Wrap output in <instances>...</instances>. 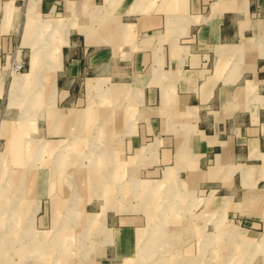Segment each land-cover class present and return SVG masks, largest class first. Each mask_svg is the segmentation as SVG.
<instances>
[{"label":"crops","instance_id":"crops-1","mask_svg":"<svg viewBox=\"0 0 264 264\" xmlns=\"http://www.w3.org/2000/svg\"><path fill=\"white\" fill-rule=\"evenodd\" d=\"M52 22L61 54L42 52L36 76V41L62 40ZM25 90L22 151L45 142L41 166L96 171L90 264H217L222 237L264 264V0H0V123ZM74 143L97 161L64 165Z\"/></svg>","mask_w":264,"mask_h":264},{"label":"rangeland","instance_id":"rangeland-1","mask_svg":"<svg viewBox=\"0 0 264 264\" xmlns=\"http://www.w3.org/2000/svg\"><path fill=\"white\" fill-rule=\"evenodd\" d=\"M80 18L81 16L77 17L78 20ZM47 30V33L50 34V26ZM59 32L62 40L61 43L59 40L57 42L61 48L66 33L64 34L63 29H60ZM44 34H46L45 29L38 31V35L41 37ZM51 44L54 43L49 40L36 41V55L38 56L36 76L39 72L42 52L47 56L46 60L49 64L48 54ZM6 71V74L11 77L10 71ZM12 74L13 77L19 75L18 73ZM38 77L36 78L35 109L33 105H23L25 99L28 98L26 96L33 94L32 90H25L22 94L23 99H25L19 101V105L9 107L8 112L6 111L3 115L4 119L11 122L4 120L0 123V136L5 137L8 146H10H4L3 140H0V162L2 161L5 166H11V168H4V164L0 163V204H7L17 209L16 212L14 211L17 213V217L9 220L11 226L7 225L9 222L0 226V264L26 262L21 252L23 250L28 251L30 247L34 248V246L35 251L33 252L36 254V259L33 264H90V261L96 258L95 247L98 237L102 238V234H98L95 226L87 228L83 218L84 213L81 211L97 210L98 187L95 184L96 175L94 174L96 171L85 168L50 169L49 164L41 166V161L52 157L46 152L41 154L49 146L45 142H40L30 153L25 154V150L22 151V145L25 144V141H21L20 134L22 131L27 133L31 126L13 123L29 118L33 114V109L36 110V118L40 119L42 124L48 122L51 109L49 90L43 88V84H40L39 87L38 80L43 81L45 76L39 77L40 79ZM11 93L12 95L17 94V90L11 88ZM75 148L76 144L74 143L72 146L65 147V153H59L63 157L64 165L76 166L81 163V165L87 166L92 160L93 162L97 161L96 154L76 153ZM22 153H24V160H22ZM58 159L55 157L52 161L56 162ZM17 160L26 163L28 169L24 165L23 169H17ZM81 175H84L85 178H82ZM86 178L91 184L84 181ZM50 179L51 183H49ZM72 181L75 184H72ZM112 190L113 187L111 186L109 190L106 189L105 191L112 193ZM0 211L3 215L1 218L5 219L4 216L7 211L4 209ZM11 212L13 213V210ZM96 215L87 213L89 224L96 220ZM66 230L71 232H66ZM82 230L86 232L81 233ZM28 237L33 238L27 240ZM220 241L218 245L221 246V249L216 251L217 264H245L248 254L249 257H251L252 252L256 254L255 251H247L246 249H226L225 246L228 241L225 242V237L220 238ZM243 253L246 258L245 256L242 258Z\"/></svg>","mask_w":264,"mask_h":264},{"label":"bare ground","instance_id":"bare-ground-1","mask_svg":"<svg viewBox=\"0 0 264 264\" xmlns=\"http://www.w3.org/2000/svg\"><path fill=\"white\" fill-rule=\"evenodd\" d=\"M52 27H55L57 30L63 29L64 34L66 33V27L61 26L60 23L58 22L57 24L55 22H52ZM51 51H52V57L55 59H58L60 57V44H58V42H55L54 44H51ZM36 53H37V48H36ZM37 56V55H36ZM50 57V56H49ZM37 58V57H36ZM33 62V61H32ZM34 65V64H33ZM37 66V65H36ZM40 70V69H39ZM12 73H19V72H12ZM17 77V75H16ZM17 79V78H16ZM10 122V121H9ZM8 133V132H7ZM6 134V133H5ZM8 138V137H7ZM24 151V150H23ZM42 151V150H40ZM1 163V162H0ZM76 175V174H75ZM85 178V177H84ZM30 180V179H29ZM51 180V179H50ZM85 181V180H84ZM50 182V181H49ZM52 182V181H51ZM77 183H79L78 181H75ZM82 182V181H81ZM75 184V183H74ZM79 186V185H78ZM77 188V187H76ZM6 199V198H5ZM8 208V209H6ZM16 208V207H15ZM14 207L12 208V206L9 205H1L0 204V210L4 209L5 211H7V214L4 216L5 219L1 218L3 217V215H1L0 213V226L4 225L5 223L7 224L9 222L10 219L17 217V213H14V211L16 212L17 209H15ZM11 210H13V213L11 212ZM10 211V212H9ZM1 212V211H0ZM11 222V221H10ZM10 222L7 224L8 226H11ZM33 237H28V239H32ZM5 248V247H4ZM35 251V246L30 247V250L26 251L23 250L21 252V254L24 257V260L26 262L20 263V264H33V262H35L36 259V254L33 252ZM264 261V260H263ZM8 264V263H7ZM10 264V263H9ZM19 264V263H18ZM36 264V263H35Z\"/></svg>","mask_w":264,"mask_h":264},{"label":"built area","instance_id":"built-area-1","mask_svg":"<svg viewBox=\"0 0 264 264\" xmlns=\"http://www.w3.org/2000/svg\"><path fill=\"white\" fill-rule=\"evenodd\" d=\"M24 63L21 58L12 57L8 64V69L10 72H20L23 70Z\"/></svg>","mask_w":264,"mask_h":264}]
</instances>
